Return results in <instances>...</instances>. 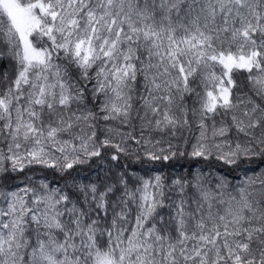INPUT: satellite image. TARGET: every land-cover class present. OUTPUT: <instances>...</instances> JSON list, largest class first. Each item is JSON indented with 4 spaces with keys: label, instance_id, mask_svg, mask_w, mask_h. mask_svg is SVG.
Returning a JSON list of instances; mask_svg holds the SVG:
<instances>
[{
    "label": "snow or ice",
    "instance_id": "snow-or-ice-1",
    "mask_svg": "<svg viewBox=\"0 0 264 264\" xmlns=\"http://www.w3.org/2000/svg\"><path fill=\"white\" fill-rule=\"evenodd\" d=\"M0 264H264V0H0Z\"/></svg>",
    "mask_w": 264,
    "mask_h": 264
},
{
    "label": "trees",
    "instance_id": "trees-1",
    "mask_svg": "<svg viewBox=\"0 0 264 264\" xmlns=\"http://www.w3.org/2000/svg\"><path fill=\"white\" fill-rule=\"evenodd\" d=\"M256 163H259V161H257ZM249 165H244V167H248ZM252 167H255V164L251 165ZM240 175H243V173H240Z\"/></svg>",
    "mask_w": 264,
    "mask_h": 264
}]
</instances>
